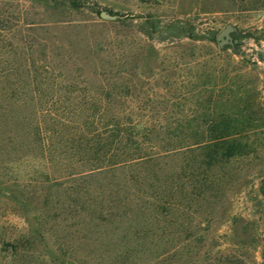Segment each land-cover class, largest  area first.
I'll use <instances>...</instances> for the list:
<instances>
[{
	"label": "rangeland",
	"instance_id": "1",
	"mask_svg": "<svg viewBox=\"0 0 264 264\" xmlns=\"http://www.w3.org/2000/svg\"><path fill=\"white\" fill-rule=\"evenodd\" d=\"M73 1L77 7L71 10L32 0H2L17 26L6 37L14 49L19 45L17 60L12 61L15 72H23L20 66L34 60L46 70L48 82L37 84L40 94L32 99L19 94L22 105L32 106L26 119L39 120L47 130L45 144L40 145L28 128V134L20 131L22 148L0 150L4 188L0 190V264H172L176 227L167 225L168 216L138 213L136 201L126 200L122 187L110 195L111 185L84 183L72 175L82 167L71 157L66 140L79 135L84 114L69 110L108 102L123 106L132 121L163 127L191 113V98L203 76L212 70L218 74L220 69L249 81L260 103L264 98V0ZM101 10H111L117 18L104 20ZM227 23L236 26L237 42L221 48L216 35ZM13 79L20 80L16 75ZM121 83L119 97L114 93ZM14 86L22 91L21 83ZM241 166L245 173L239 181L206 212L209 229L200 250L203 254L217 241L234 238L240 251H247L254 264H260L264 262V193L257 176L264 168V152ZM7 193L15 194L17 201ZM253 197L260 224L256 231L263 236L252 245L254 249H248L253 228L244 219ZM117 198L126 201L122 205ZM98 208H107L108 213L111 209L114 216L106 215V210L102 216ZM234 214L239 218L232 224ZM17 238L23 244L14 254L5 243Z\"/></svg>",
	"mask_w": 264,
	"mask_h": 264
},
{
	"label": "trees",
	"instance_id": "2",
	"mask_svg": "<svg viewBox=\"0 0 264 264\" xmlns=\"http://www.w3.org/2000/svg\"><path fill=\"white\" fill-rule=\"evenodd\" d=\"M32 1L48 6L52 3L54 8L63 6L72 10L77 7L73 0ZM0 8V82L5 80V85L0 87V150L9 147L8 152H16L23 147L19 142L20 131L28 134V128L40 145L41 141L45 144L47 130H43L39 120L34 123L26 119L32 113V106L22 105L24 99L19 94L34 98L40 94L37 84L48 82V76L34 60L20 66L23 72H15L17 67L12 61L17 60L19 45L14 49L15 44L6 37L17 26L12 20L14 15L4 9L2 0ZM252 9L259 11L258 8ZM151 27L154 29L156 25L151 23ZM12 53L14 56L10 57ZM232 53L237 54L235 50ZM216 72L212 70L203 76L201 86L191 98V113L163 127L154 122L132 121L123 106L108 102L87 107L80 105L69 110L84 114L79 135L68 136L69 140H66L71 157L82 169L69 174H77L84 183L111 185L110 195L117 194V188L122 187L125 199L136 201L135 211L138 213L149 217L168 216L167 225L176 227L172 233L175 236L172 264H254L247 251H240L234 238L217 241L203 254L200 250L205 245L204 232L209 229L210 222V215L206 212L211 210L212 202L239 181L240 174L245 173L241 164L260 158L264 152V98L257 103L249 81L245 82L236 75L231 77L224 69ZM14 75L20 80L13 81ZM218 77L220 80H215ZM238 79L241 81L237 82ZM17 82L21 83L22 91L14 86ZM121 89L122 83L114 94L120 97ZM44 111L47 113L48 110ZM164 129L166 131L161 133ZM156 130L159 132L153 135ZM51 160L50 156L45 165ZM251 175L248 173L247 178L250 179ZM258 177L261 179L260 192L264 193V168ZM1 183L0 190H4ZM132 185L136 188L132 189ZM113 186H116L115 190H112ZM241 192L245 193L244 190ZM5 195L13 202L17 201L15 194ZM255 199L250 198L252 204L244 219L247 227L253 228L248 249H254L252 245L264 235L256 231L260 224L257 205L253 203ZM98 209L102 216H105L103 210L106 215L114 216L111 209L110 213L107 208ZM237 218V214L232 216V224ZM229 230L233 231L232 225ZM22 244L23 240L19 238L5 243L14 254Z\"/></svg>",
	"mask_w": 264,
	"mask_h": 264
},
{
	"label": "water",
	"instance_id": "3",
	"mask_svg": "<svg viewBox=\"0 0 264 264\" xmlns=\"http://www.w3.org/2000/svg\"><path fill=\"white\" fill-rule=\"evenodd\" d=\"M99 16L104 20H114L117 18L116 14H111L107 10H101ZM236 32V26L227 23L216 35V40L219 47L223 48L226 45L233 47L237 42V39L233 37V33Z\"/></svg>",
	"mask_w": 264,
	"mask_h": 264
}]
</instances>
